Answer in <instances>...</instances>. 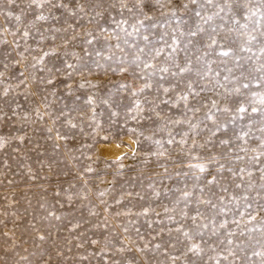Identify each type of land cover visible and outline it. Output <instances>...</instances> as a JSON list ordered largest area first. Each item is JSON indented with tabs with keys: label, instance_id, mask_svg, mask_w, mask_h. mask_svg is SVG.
Returning a JSON list of instances; mask_svg holds the SVG:
<instances>
[{
	"label": "snow or ice",
	"instance_id": "obj_1",
	"mask_svg": "<svg viewBox=\"0 0 264 264\" xmlns=\"http://www.w3.org/2000/svg\"><path fill=\"white\" fill-rule=\"evenodd\" d=\"M0 15L14 21L0 26V150L15 143L12 151L21 153L20 146L31 145L28 150L42 158L38 170L20 164L13 172L8 158L0 162V185L13 193L4 197L0 226L7 228L11 216L13 227H20L24 216L7 209L22 200L31 207L28 191L38 188L42 212L32 215L25 231L41 242L51 239L50 250L40 253L42 264H83L94 257L120 264L114 256L133 248L140 254L163 249L170 264H198L209 252L215 264H245L253 257L264 264V243L257 241L260 250L253 246L248 255L245 242L233 239L237 233L229 225L239 228L241 220L228 219L225 203L239 211L243 200L239 216L247 213L249 224L264 212L259 201L253 210L246 194L264 192V92L251 91L264 87V0H0ZM99 105L112 122L123 108L126 118L153 129L138 133L150 145L140 158L144 167L111 202L106 197L124 175L126 155L105 162L117 168L111 180L97 174L110 187L98 188L95 201L87 174L96 170L73 163L93 159L82 149L93 147L87 138L94 140L101 128ZM60 164L76 169L71 180L63 172L62 182ZM20 183L27 188L17 199ZM237 189L245 194L237 196ZM49 190L62 209L64 198L67 211L53 210ZM162 196L171 201L162 212L140 203ZM140 218L148 229L165 219L168 225L140 246L130 235L134 228L144 239ZM94 229L107 235L94 238ZM117 230L123 239L114 241ZM257 230L264 234V227L247 231Z\"/></svg>",
	"mask_w": 264,
	"mask_h": 264
},
{
	"label": "rangeland",
	"instance_id": "obj_2",
	"mask_svg": "<svg viewBox=\"0 0 264 264\" xmlns=\"http://www.w3.org/2000/svg\"><path fill=\"white\" fill-rule=\"evenodd\" d=\"M15 11V10H14ZM14 23V21H6L5 17L3 15H0V26H3L5 23ZM189 23H192L190 20ZM162 31V30H160ZM11 39V37H8ZM31 42V41H30ZM129 55H132V51L129 50ZM236 75H239V71H236ZM193 78L195 79V76L193 75ZM251 91L256 92H264V87L262 88H252ZM246 95L248 93V90H245ZM243 99V97L241 98ZM250 96L248 99L245 100V103L250 100ZM125 103H129V101H125ZM121 115L118 118H115V122H112L110 119V113L107 110L106 106L99 105L97 108L98 113H103V115H100L98 118L101 123V128L98 131V134L95 136V139L93 140L92 137L87 138V143H92L93 147L91 149H82L86 154L92 156V161L86 160L83 157L79 161H74L73 163L77 165V167L82 171L83 168L88 165L92 164V167L96 170L95 173L87 174L90 180V187L93 189V193L91 198L95 201V192L98 188L103 189L106 187H110L108 184H101L100 180L97 178V174H99L100 177H104L106 180H111L113 175H115V170L117 168V165L113 164L112 167H105V162L111 163L112 160H114L117 156L120 155H126L125 160L123 161L125 164V168L123 169V177H117V182L112 189V191L108 194L106 197L109 202L112 201V199L119 194V192L122 190L121 185L124 184L126 180H128L132 176H138V170L143 168L144 166L140 163V158L143 156V153L145 150L150 146L149 142L144 141L143 137L138 136V133L143 131L145 135H150L153 129L149 127L147 124H137L135 121L131 120L130 118H126L124 115L123 108L120 110ZM246 122V121H245ZM135 128L137 129L136 133H132L129 131V129ZM4 131H8L7 128L4 129ZM88 131H91V129H88ZM258 134V133H257ZM158 135H163V133H159ZM107 136L108 139L104 140L103 137ZM139 139L141 141L139 147L137 145L133 144V140ZM41 143H44L41 141ZM115 147H112L114 146ZM17 147V145L14 143L11 146L6 147L4 150H0V162H2L5 158L9 159V163L12 165V171L15 172L18 170V166L20 164L24 165H30L34 170H38L39 160L42 159L41 157L37 156V153L29 151L28 149L31 148V145L20 146L21 147V153H14L12 151L13 148ZM113 148H116L120 150L118 154H111L113 151ZM49 153L51 152L50 142L48 145ZM137 151V157H132V151ZM26 154L25 159H20L19 157ZM76 155H79V152L76 153ZM12 157H17V159H12ZM99 157V159H97ZM95 161V163H93ZM20 171H25V169H19ZM58 171H61V180L64 181L63 172H68L69 175L67 177L68 180H71L73 177V174L75 173L76 169L72 168L71 165L65 166V164H60L58 166ZM19 177H17V180L19 181ZM144 179V185L145 190L146 185L148 183L146 178ZM171 184H175L176 181L169 182ZM65 187H67V183L64 184ZM127 187V185H125ZM27 186L24 183L19 184V188L15 192V197L19 199L21 197V189H26ZM80 188V184L77 183V189ZM137 190H139V185L137 186ZM257 191L259 189L250 191L246 193L249 195L250 200L249 202L253 205V210L256 209L257 201H259L261 204H264V200L260 199V196H264V192H260V196H257ZM40 190L38 188H32L30 191H28V197L32 201L31 207L28 206L27 201L22 200L21 204L16 205L13 209H7L9 212L13 210H18L21 215L24 216V219L22 221H19L20 227L14 228L12 224V217L9 216L6 219L7 222V228L4 226H0V264H42L40 253L44 250H50L51 247V239H49L46 242H41L39 240L34 239V234L29 233L25 231V226L27 224V221L32 219V215H35L37 213L42 212V210L39 208L37 200L39 198ZM36 194V195H34ZM235 194L237 196L245 194L243 190L237 189L235 190ZM13 195L11 189L9 187H6L5 185H0V211H4L7 208L8 201L4 199L5 196L11 197ZM47 198L49 200L50 204H54L55 210L57 214H60L61 212H65L68 210V205L63 197L60 198V202L65 204V207L62 209L60 208L59 204H56V198L52 196L51 190L46 194ZM173 198L177 194H170ZM140 203H152L153 207H156L158 211L162 212V204H169L171 201L166 197H161L159 201H145ZM227 204V207L229 209L228 212V219L231 220L233 216H235L236 219H240L241 223L239 228H237L236 225H229V228L232 229L237 233V235L233 238L236 242L244 241L247 247L248 255L251 254V251L253 250V246L257 245V241H260L261 243H264V234H262L259 230L255 232H248V229H251L253 227L259 229L261 227H264V223L261 222V217H264V212H261L260 216L257 217V220L253 223L249 224L247 223V213L245 217H240L239 212H244V204L245 202L243 200H240L239 203V211H237V205L235 203L228 204L227 201H225ZM75 207L79 206V201H76L74 204ZM28 209L27 212H25V209ZM253 210L252 214H255ZM85 215L87 214V210H84ZM79 213H77V216ZM163 218V217H161ZM222 216H217L216 219L219 222L220 219H222ZM0 219H5V217L0 216ZM95 220V218H91ZM139 225L141 226V232L144 236L143 240H140L139 237L136 236L134 228H130V235L133 240L137 242L140 246H143V244L149 240H151V236L155 235V231L159 229L161 226H167L168 222L165 219L164 225H155L153 229H148L147 226L144 224L143 218H140ZM211 228V226H210ZM9 231V236H5L4 232ZM240 231H245V236H240ZM15 233L14 237L12 236V233ZM95 233L94 238L100 239L102 238V235H107V233L103 232V230H93V232H90L89 235H93ZM64 235H67V232L63 233ZM210 235V230L206 232L205 239L208 238ZM220 238H224V231L220 230ZM114 241H119L120 239H123V237L119 234V230H117V235L113 238ZM217 238L213 237L212 241H216ZM15 243V246H14ZM37 245H40V247H37ZM224 246H221L223 248ZM27 249V251H25ZM92 250V249H90ZM255 250H260L258 246L255 247ZM76 249H73V252H76ZM35 252L36 255H31V253ZM19 253V255L17 254ZM178 254V253H177ZM71 255V254H69ZM214 255V253L209 252L206 254L202 259L198 260V264H215L213 260H209V256ZM240 255H243L241 253ZM22 256H27L28 261L25 262L21 260ZM112 254L109 253V257H111ZM46 258V257H45ZM114 259L119 261L120 264H128L129 261L132 262V264H145V261H147V264H170L169 261H167V258L163 255V249L160 251H149L145 254H140L135 251V248H133L130 252H125L123 254H117L114 256ZM71 264V262H69ZM83 264H105L104 259L99 257L91 258L90 261H85ZM108 264H112V259L108 260ZM177 264H180V262H177ZM221 264H225V262H221ZM237 264H240L238 261ZM245 264H260V259L253 257L252 261H246Z\"/></svg>",
	"mask_w": 264,
	"mask_h": 264
},
{
	"label": "bare ground",
	"instance_id": "obj_3",
	"mask_svg": "<svg viewBox=\"0 0 264 264\" xmlns=\"http://www.w3.org/2000/svg\"><path fill=\"white\" fill-rule=\"evenodd\" d=\"M112 147H115V145L112 146ZM113 151H114V152H112L111 154H118V152H119L120 150H118V149H116V148H113Z\"/></svg>",
	"mask_w": 264,
	"mask_h": 264
}]
</instances>
